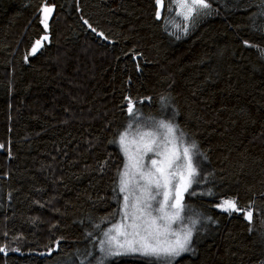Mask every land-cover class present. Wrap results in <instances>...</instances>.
I'll return each mask as SVG.
<instances>
[{"label":"trees","instance_id":"obj_1","mask_svg":"<svg viewBox=\"0 0 264 264\" xmlns=\"http://www.w3.org/2000/svg\"><path fill=\"white\" fill-rule=\"evenodd\" d=\"M208 2L184 22L168 0L159 19L155 0H0V264L77 261L118 221L129 100L197 146L210 222L173 264H264V0Z\"/></svg>","mask_w":264,"mask_h":264},{"label":"snow or ice","instance_id":"obj_2","mask_svg":"<svg viewBox=\"0 0 264 264\" xmlns=\"http://www.w3.org/2000/svg\"><path fill=\"white\" fill-rule=\"evenodd\" d=\"M155 2L159 19V9L163 8L164 0ZM173 6L176 9L174 14L184 22H192L201 14L207 15V10L211 8L208 0H168L169 12H173ZM51 11L48 7L44 9L45 13ZM174 27L178 31H188V23H184L183 27L175 23ZM40 43V40L36 41L33 53ZM259 51L264 55V49ZM127 111L130 116L139 119L131 100ZM132 127L129 124L128 130L120 134L118 141L125 157L119 173L121 207L114 214L119 220L104 230L102 238L97 241L102 254L97 264L129 254L150 257L161 264H173L175 258L191 250L194 226L197 223L192 220V226H187L183 215L184 193H189L192 185L199 183L198 163L194 160L198 155L197 146L195 143H186L184 133L173 123L163 120L155 126L137 127L134 132ZM218 207L229 215L234 211H242L232 199L223 200ZM245 217L251 221V210L245 211Z\"/></svg>","mask_w":264,"mask_h":264},{"label":"rangeland","instance_id":"obj_3","mask_svg":"<svg viewBox=\"0 0 264 264\" xmlns=\"http://www.w3.org/2000/svg\"><path fill=\"white\" fill-rule=\"evenodd\" d=\"M163 8L162 9H159L160 12H162ZM139 116V119H135L133 116L130 117L127 125H126V128L122 131V133L126 130H128V125L129 124H132V131L134 132L135 129L137 127H141V128H144L145 126H155L158 121L162 120V119H156V118H153V117H150V116H146V115H143L139 112H136ZM164 121V120H163ZM166 123H169L167 121H165ZM175 125V124H174ZM177 126V125H176ZM178 127V126H177ZM178 130L180 131V129L178 128ZM121 133V134H122ZM184 138H185V142L188 143L186 141V136L184 135ZM119 138L116 140V145L118 146V148L121 150L120 148V145H119ZM122 153V151H121ZM123 155V154H122ZM124 157V155H123ZM147 157L145 158V161L147 162ZM194 160L198 163V161L195 159L194 157ZM124 161H125V157H124ZM204 161H202L203 163ZM191 189V188H190ZM189 189V190H190ZM187 195V193H184V196H183V204L185 205V212L183 213V215L185 216V224L187 226H192L191 225V221L192 220H196L197 223L195 224L194 226V231H193V236H192V243H191V250L188 251V252H185L183 254H181L179 257L175 258V260H177L178 258L182 257L183 255H186V254H189L192 252L193 250V238L196 234V231L197 229L199 228V226L202 224V223H209L210 222V219L207 218L202 212L201 210H198V208L196 207V198H195V195H189L186 199H185V196ZM119 220V219H118ZM111 227V226H110ZM173 227H177V225H173ZM107 230V229H106ZM102 238V235L99 239ZM95 253H98V255L96 256ZM129 255H139V254H129ZM102 256V254L99 252V249H98V245H96L95 248H92L90 249V251L88 252V254L85 256V257H81L80 259H78L77 261H69V262H64V263H60V264H82V261L84 262V264H97V261L99 260V258ZM141 256V255H139ZM119 257V256H118ZM143 257H146V256H143ZM116 258V257H114ZM114 258H109L107 260L104 261V264H109V262L114 259ZM147 258H150V257H147ZM150 259H153V258H150ZM174 260V261H175Z\"/></svg>","mask_w":264,"mask_h":264},{"label":"water","instance_id":"obj_4","mask_svg":"<svg viewBox=\"0 0 264 264\" xmlns=\"http://www.w3.org/2000/svg\"><path fill=\"white\" fill-rule=\"evenodd\" d=\"M46 7L52 9V11L49 12V13H48V16H47V17L50 18V16L53 14L54 6H52V5H46V6L42 9V12L44 11V9H45ZM91 32L96 33V31L94 32V31H92V29H91ZM98 33H101V32H98ZM98 33L96 34V36H97L99 39H101V40H103V41H106V36H105L103 33H102L103 35H98ZM46 36H47V35H46ZM41 44H42V42L40 43V45H41ZM40 45H39V46H40ZM249 222H252V219H251V221H249ZM1 253H4V251H1Z\"/></svg>","mask_w":264,"mask_h":264},{"label":"bare ground","instance_id":"obj_5","mask_svg":"<svg viewBox=\"0 0 264 264\" xmlns=\"http://www.w3.org/2000/svg\"><path fill=\"white\" fill-rule=\"evenodd\" d=\"M56 189V188H55Z\"/></svg>","mask_w":264,"mask_h":264},{"label":"flooded vegetation","instance_id":"obj_6","mask_svg":"<svg viewBox=\"0 0 264 264\" xmlns=\"http://www.w3.org/2000/svg\"><path fill=\"white\" fill-rule=\"evenodd\" d=\"M48 14V13H47Z\"/></svg>","mask_w":264,"mask_h":264}]
</instances>
